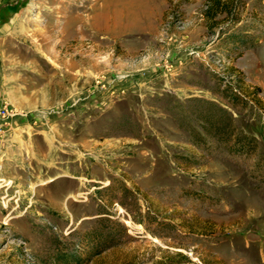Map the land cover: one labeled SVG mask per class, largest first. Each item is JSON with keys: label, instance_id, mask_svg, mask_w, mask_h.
Instances as JSON below:
<instances>
[{"label": "rangeland", "instance_id": "1", "mask_svg": "<svg viewBox=\"0 0 264 264\" xmlns=\"http://www.w3.org/2000/svg\"><path fill=\"white\" fill-rule=\"evenodd\" d=\"M0 9V264H264V0Z\"/></svg>", "mask_w": 264, "mask_h": 264}, {"label": "crops", "instance_id": "2", "mask_svg": "<svg viewBox=\"0 0 264 264\" xmlns=\"http://www.w3.org/2000/svg\"><path fill=\"white\" fill-rule=\"evenodd\" d=\"M13 8H16L15 5H5V6H3L1 8L2 10H4L3 12H6V16H7V17L5 16L6 19L4 21H2V23H1V27H2V32L3 33L8 32L9 29L14 27L13 26V24H14L13 23V19L11 18L10 15L8 16V14H10L13 10L17 11L16 9H13ZM25 117H26V114L20 113L18 116L17 115L15 117L13 116V118H11V120H12V122H14L15 119L18 118L19 121H24ZM7 135H8V137H6L7 141H9V142L12 141L11 140V136L12 135L10 133H8V132H7ZM14 146L15 145H13V144L9 145V143H7V144L5 143L4 144V142L2 141V138L0 137V157H2V156L3 157L4 156L5 157L10 156L13 153V151H14Z\"/></svg>", "mask_w": 264, "mask_h": 264}, {"label": "built area", "instance_id": "3", "mask_svg": "<svg viewBox=\"0 0 264 264\" xmlns=\"http://www.w3.org/2000/svg\"><path fill=\"white\" fill-rule=\"evenodd\" d=\"M10 108L4 104L0 110V116L6 118L8 114H10Z\"/></svg>", "mask_w": 264, "mask_h": 264}, {"label": "bare ground", "instance_id": "4", "mask_svg": "<svg viewBox=\"0 0 264 264\" xmlns=\"http://www.w3.org/2000/svg\"><path fill=\"white\" fill-rule=\"evenodd\" d=\"M91 19V18H90Z\"/></svg>", "mask_w": 264, "mask_h": 264}]
</instances>
